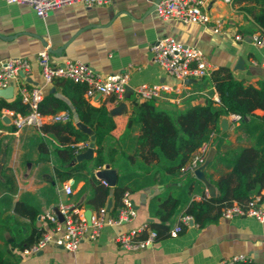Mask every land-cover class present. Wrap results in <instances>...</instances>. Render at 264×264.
Returning <instances> with one entry per match:
<instances>
[{
    "label": "crops",
    "instance_id": "1",
    "mask_svg": "<svg viewBox=\"0 0 264 264\" xmlns=\"http://www.w3.org/2000/svg\"><path fill=\"white\" fill-rule=\"evenodd\" d=\"M154 2L109 0L87 6L76 1L55 6L45 16H39L29 4L0 0V62L13 56L28 58L32 68L26 76L33 80L30 82L24 78L28 85L41 86L44 94L52 92L51 88H54L53 92L62 96L54 82L46 83L42 78L36 53L43 47L49 50L64 45L59 52L49 50L52 63L78 59L101 75L116 72L129 74L130 92L122 99L96 95L88 100L93 105L105 103L109 111L121 105L117 112L111 113L115 127L106 144L118 150L114 165H109L117 172L116 184L119 182L131 189L130 199L136 210V215L130 220L105 225L95 239L84 237L74 251L48 244L36 252L23 253L18 247L20 242L34 228L48 229L50 223L41 219L40 215L54 211L60 202L71 201L92 211L93 208L86 204L92 188L82 177L74 176L69 179L73 193L65 194L61 189L62 181L55 171V166L59 164L55 153L58 144L56 137L37 126L16 128L5 112L11 108L1 106L0 179L4 180L1 172L6 170L14 176L17 185L14 192H0V219L4 223L0 229V244L4 243V239L10 244L13 256L9 264H222L233 262L238 256L264 264V221L253 216H220L203 226L190 218L183 222L184 226L176 236L157 238L145 247L136 249L123 248L114 240L118 233L157 221L155 208L168 195L181 200L177 211L168 221L171 228L180 222L190 201L200 199L204 194L209 196L205 184L193 171L181 170L171 174L155 161L142 163L136 156L132 163L124 158V154L135 152V138L140 130L138 123L126 127L130 101L136 97L133 89L139 84L163 82L178 85L179 93L171 91L155 99L157 105L170 110L174 116L188 106L205 103L208 98L219 100L209 76L187 78L181 83L168 74L152 60L151 44L158 38L170 36L201 49L212 64V70L227 66L236 78L245 82L257 84L264 79V47L256 45L251 38L255 33L263 34L264 30L244 8L259 9L258 2L205 0L204 9L210 17L222 22L218 32L213 30V21L203 25L162 19L152 8ZM236 34H240L242 39H236ZM17 95L15 86L12 97L0 96V103L3 99L13 100ZM173 97H179V100ZM254 114L264 115V110L257 108ZM253 117L244 116L237 124L231 123L229 114L219 117L218 127L212 136L214 140L206 151L207 155L209 148L214 147V154L204 169L205 177L215 187L216 194L215 181L231 169L228 160L231 153L245 146L264 144V125ZM71 119L75 124L79 120L72 111ZM46 121H50L49 117ZM41 143L45 149L40 148ZM77 144H86V148L79 152L92 145L95 155L90 136L86 143L80 141ZM217 153L225 154V159H217ZM77 162L71 160L68 165ZM103 167L94 168V174ZM107 186L110 189L107 204L109 200L112 204L113 186ZM256 193L253 192V195ZM258 193L263 196L264 208V188ZM19 200L36 210L34 219L14 209ZM108 215L112 214L108 211Z\"/></svg>",
    "mask_w": 264,
    "mask_h": 264
},
{
    "label": "trees",
    "instance_id": "2",
    "mask_svg": "<svg viewBox=\"0 0 264 264\" xmlns=\"http://www.w3.org/2000/svg\"><path fill=\"white\" fill-rule=\"evenodd\" d=\"M245 1V0H235ZM260 5L259 9L245 6L253 19L264 30V0H254ZM212 81L219 100L208 98L205 103H197L188 106L174 116V114L156 104L155 98L138 99L130 101V112L127 119V128L133 123H138L139 133L135 138V152L124 154L126 161L135 162L138 156L142 163L155 161L168 173L175 174L181 171V167L192 157L203 142L214 140L211 133L218 127L219 117L229 113H238L242 117L254 116L260 125H264V115H255L254 110H264V79L255 83L245 82L236 78L227 66H220L208 75ZM55 86L62 96L54 92L44 94L39 104V110L44 115L68 110L76 114V117L94 132L95 155L90 159H83L74 165H68L73 156L86 148V144L78 146V142L86 143L89 135L80 130L72 119L67 121H46L39 129L43 132H52L58 140L55 153L59 158V164L55 166L56 174L63 182L70 178L82 177L85 183L91 186V195L86 204L98 209L107 206L109 187L98 179L94 168H100L105 163L114 165L118 150L106 144L108 136L115 127V121L105 103L93 105L84 95L86 84L75 82L68 78L54 79ZM63 95L66 97H63ZM113 99V98H112ZM217 102V103H216ZM25 113L28 106L21 101L18 94L13 100L3 99L0 107ZM253 117V118H254ZM256 122V121H255ZM41 149H45L43 143ZM217 159L224 160L225 154L216 155ZM231 169L221 174L215 181L217 187L216 196L203 195L200 199H193L186 207L183 215H189L199 226L213 222L221 216L225 207L238 203L242 206L253 196V192H260L264 188V144L258 146H245L231 153L228 158ZM4 180L0 179V192H14L17 185L12 174L6 170L1 172ZM131 189L124 184L117 183L113 186V202L108 211L115 216L118 208L123 205V193ZM181 203L180 198L168 195L163 198L155 208L158 220L146 223V227L138 232L135 238H145L148 229L156 232V238L170 235L169 219L177 211ZM76 204V203H75ZM82 207L80 204H76ZM14 209L30 219H34L36 210L24 201H16ZM183 228L184 223L179 222ZM4 227L0 219V229ZM43 230L34 228L31 233L20 242L21 249L34 243L41 236ZM2 237V235H1ZM13 252L9 242L4 239L0 244V264H9ZM222 264H257L253 260H235Z\"/></svg>",
    "mask_w": 264,
    "mask_h": 264
},
{
    "label": "built area",
    "instance_id": "3",
    "mask_svg": "<svg viewBox=\"0 0 264 264\" xmlns=\"http://www.w3.org/2000/svg\"><path fill=\"white\" fill-rule=\"evenodd\" d=\"M7 2L29 4L39 16H45L47 11L55 6L70 2L81 1L87 6L99 5L109 0H6ZM232 2L233 0H225ZM205 0H159L156 3L155 11L162 19H175L183 23L193 22L207 25L213 21V30L218 32L222 22L219 19H212L204 9ZM235 38L242 39L240 34ZM252 41L264 47V33H255L251 36ZM152 60L161 66L168 74L184 82L187 78L205 77L212 71V64L207 56L195 45L186 44L176 40L173 37L165 36L158 38L150 46ZM36 60L43 80L46 83H52L56 78H68L75 82L86 84L84 95L87 99H92L96 95L114 96L116 100L122 99L126 87L129 84V74L127 72H116L107 75L97 73L85 62L74 59L63 62L52 63L47 47L41 48L36 53ZM264 63V56H263ZM31 62L23 56L9 57L0 62V88L7 87L13 82L21 101L28 106V111L21 113L14 109H6V114L16 128L26 125L40 127L47 117L50 121H67L71 119V112L63 110L51 115H44L39 110V104L43 99L44 92L41 86L30 84L21 77L23 72L25 76L31 71ZM175 91L180 92L178 85L172 86L167 83H142L133 89L138 99H151L161 97L164 93ZM179 100V97H173ZM232 124H237L242 116L238 113H229ZM213 133H211V137ZM209 142H203L195 151L192 157L181 167L183 171L192 172L206 157ZM103 184L107 185L105 180ZM61 189L65 194L73 193L72 182L65 180L61 183ZM263 196L261 193L254 194L246 205L238 203L225 207L221 216L224 218H233L235 216H253L259 221H264V208L262 206ZM123 205L117 210L115 216L108 215V207L102 206L91 211L90 222H87L83 207L77 206L71 201H62L56 206V211L63 215L58 217L57 212L48 211L40 215V218L48 221L49 228L44 230L41 236L31 245L23 248V253H33L48 244L60 246L66 250L74 251L77 249L84 237L92 240L99 236L105 225H114L123 221L130 220L136 215L130 199V192L126 190L122 196ZM189 215H183L180 222H187ZM146 227V224L137 229L124 233H118L114 240L119 246L126 249H136L145 247L156 238V232L148 229V235L145 238L137 239L136 234ZM182 230L180 223L170 229V235L176 236ZM235 260H245V257L238 256Z\"/></svg>",
    "mask_w": 264,
    "mask_h": 264
},
{
    "label": "water",
    "instance_id": "4",
    "mask_svg": "<svg viewBox=\"0 0 264 264\" xmlns=\"http://www.w3.org/2000/svg\"><path fill=\"white\" fill-rule=\"evenodd\" d=\"M159 0H155L152 8H155L156 3ZM64 47V45H62L59 48L56 49H49L51 52H59L60 50H62ZM241 62V60L239 61ZM21 77H25L27 81L33 82V80L29 77V76H25V74L23 72L20 73ZM13 90H14V85L13 82H11L7 87L4 88H0V96L4 97V98H11L13 95ZM51 91H54V88H51ZM130 92L129 86L126 87L124 96L127 95V93ZM121 105H118L117 107L113 108L110 110V113H115L120 109ZM5 120V118H4ZM226 120H224L225 122ZM76 126L82 130L83 132L87 133L90 136L91 142L93 143L94 138H95V134L93 132V130L86 125L85 123L81 122L80 120L76 121ZM214 147H210L208 150V153L205 157V160L202 164H200L197 168H195L193 170L194 175L200 179L201 181H203V183L205 184L206 188H207V192L209 194V196H216V190L215 187L207 180V178L205 177V173H204V169L206 167V165L211 161L213 154H214ZM93 156V147L92 145L88 146V148L83 151V152H77L75 154V156L73 157L72 161H81L82 159H89ZM96 176L102 180H105L107 182L108 185L110 186H114L117 182V172L114 168H110L109 163H105L104 167L97 170L96 171ZM111 205V200L108 201L107 207L109 208ZM56 211V209H55ZM58 214V217L60 219L63 218V215L60 214L58 211H56ZM85 217L87 219V222H90V216H91V208H85L84 211ZM191 222H193V220H190Z\"/></svg>",
    "mask_w": 264,
    "mask_h": 264
}]
</instances>
